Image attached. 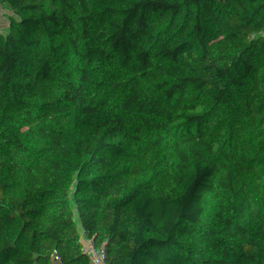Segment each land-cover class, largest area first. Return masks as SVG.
Here are the masks:
<instances>
[{
    "label": "trees",
    "instance_id": "obj_1",
    "mask_svg": "<svg viewBox=\"0 0 264 264\" xmlns=\"http://www.w3.org/2000/svg\"><path fill=\"white\" fill-rule=\"evenodd\" d=\"M0 264H264V0H0Z\"/></svg>",
    "mask_w": 264,
    "mask_h": 264
}]
</instances>
